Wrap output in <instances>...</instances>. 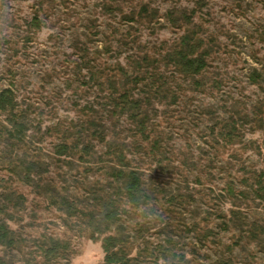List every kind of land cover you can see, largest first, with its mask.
I'll list each match as a JSON object with an SVG mask.
<instances>
[{
  "label": "rangeland",
  "instance_id": "1",
  "mask_svg": "<svg viewBox=\"0 0 264 264\" xmlns=\"http://www.w3.org/2000/svg\"><path fill=\"white\" fill-rule=\"evenodd\" d=\"M186 33L201 42L199 74L171 61ZM122 69L152 74L130 94L143 102L136 114L109 104ZM4 88L28 128L13 150L0 130V224L14 238L0 244V264H104L63 198L101 220L113 208L106 232L130 264H264V0H0ZM1 125L10 128L0 112ZM63 142L71 149L59 154ZM120 146L145 205L126 203L112 174ZM21 157L38 162L32 183L10 169ZM53 238L64 251L47 260Z\"/></svg>",
  "mask_w": 264,
  "mask_h": 264
},
{
  "label": "trees",
  "instance_id": "2",
  "mask_svg": "<svg viewBox=\"0 0 264 264\" xmlns=\"http://www.w3.org/2000/svg\"><path fill=\"white\" fill-rule=\"evenodd\" d=\"M145 12L148 11L147 7L143 8ZM32 24L36 27H39V22L37 18H34ZM200 41L198 38H194L192 34L186 33L184 34L180 40L178 46L175 50L172 51L171 61L174 64V67L177 71L182 75H194L199 74L206 66V60L202 56V53L198 54V48L200 46ZM146 58V56L144 57ZM138 64V62H137ZM122 83L119 91L115 95H110L109 104L120 109L121 113L124 114L128 111L136 114L138 109L142 108L143 102L139 98L130 97V94H133L135 88L138 87V82L140 76L143 74H149L152 76L150 72H141L137 74L136 72H128L122 69ZM143 77V76H142ZM111 84L113 81L115 82V78H110ZM129 82H132L133 85L128 87ZM113 86V85H112ZM144 86H147L145 83ZM148 87V86H147ZM157 92V91H156ZM154 92V93H156ZM0 112L6 114L7 121L10 123V128L7 126L1 125L0 130L4 129L6 133V140L10 141V147L13 149L20 148L26 142V131L28 128L27 117H25V113L19 109L17 105V101L15 98L14 91L11 88H4L0 91ZM115 112V110H113ZM97 114V113H96ZM95 120H92V123L95 124ZM143 127V121H138ZM99 133V135H98ZM96 133L97 136L94 138H99L98 142L105 143L106 138L103 132ZM95 135V134H94ZM3 134L0 133V140L3 139ZM114 137V136H113ZM112 144V143H109ZM68 146L66 143H59L56 146V152L59 154H63L67 152ZM159 147V141H153V148L157 149ZM71 149V147H70ZM92 150V145L85 144L83 146V150H81L84 154L88 153ZM117 158L116 166L112 164V174L121 179L122 181V195L126 201L131 206L137 207L140 205H145L147 200L150 198L147 192L145 191V183L144 179H142L141 173L139 170L130 168L129 160L125 158L124 150L116 148ZM113 152V150H112ZM111 159V157H110ZM112 161V160H111ZM37 160L30 159L22 160L20 159L12 160L10 158V169L11 171H16L20 173L21 179L26 181L27 183H32L33 178L31 177L33 172H35V168L37 167ZM123 168H119V167ZM126 166V169L124 168ZM128 166V167H127ZM37 174V173H35ZM259 189H264V180H262V174H260V179L258 181ZM231 189V187H230ZM20 199V197L18 198ZM110 202L112 207L115 206V201ZM55 203V202H54ZM62 206L68 210L72 211V213H78L79 216H84L87 220V225L91 227V232L89 238L94 241H100L102 250L104 252L103 263L104 264H130L131 258L128 257V246L121 241L116 235L108 234L106 231L109 229V224L107 221L114 220L116 218V211L111 207H105L102 212L103 220L98 218L93 210H87L78 207L76 204L70 203V200L67 198H63L60 202ZM56 205V203H55ZM61 207V206H58ZM253 232V230L251 231ZM250 232V233H251ZM12 230L8 229L6 224H0V244H5L7 246L13 245L14 238L11 236ZM258 238V237H257ZM260 244V243H259ZM64 251V248L61 247V242L58 239L53 238L51 240V245L46 248L44 251L45 257L47 260H51L56 257V255L61 254ZM59 257V256H58Z\"/></svg>",
  "mask_w": 264,
  "mask_h": 264
}]
</instances>
